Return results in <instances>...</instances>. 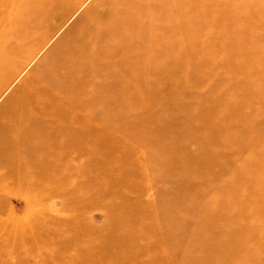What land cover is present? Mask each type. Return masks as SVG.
Listing matches in <instances>:
<instances>
[{"label":"rangeland","instance_id":"rangeland-1","mask_svg":"<svg viewBox=\"0 0 264 264\" xmlns=\"http://www.w3.org/2000/svg\"><path fill=\"white\" fill-rule=\"evenodd\" d=\"M18 101L44 164L35 205L0 183V264H264V0H0Z\"/></svg>","mask_w":264,"mask_h":264},{"label":"bare ground","instance_id":"bare-ground-1","mask_svg":"<svg viewBox=\"0 0 264 264\" xmlns=\"http://www.w3.org/2000/svg\"><path fill=\"white\" fill-rule=\"evenodd\" d=\"M119 9L122 10L123 7L119 6ZM108 15H109V12L99 14V16H102V17H106ZM120 15H121V12H120ZM115 16L116 15H114V17ZM114 23H117V22L114 20H110V21L102 23L100 26L101 28H104V29L113 28L112 26L114 25ZM100 26L96 29L92 27L89 30L87 29L86 31L91 34H98V32L101 31ZM91 50H92V47L86 46V45L83 46L82 52L81 54H79V57L84 56L85 54H89ZM97 55L99 54L95 53V57ZM76 56L78 55L76 54ZM46 86L48 88L51 87L50 89L56 87V85L52 81L50 83H47ZM48 92H49L48 89L46 90V88H43L42 90H39L37 94L29 93L31 102L34 104L37 103L38 107H41L39 104L42 101L41 99H43L44 97L50 98L51 96ZM53 98L55 97H52L50 99L52 100ZM17 103L22 104V107H18V110L16 112L20 115H23L22 117L23 119H21L20 121L14 124L6 123L0 120V144L7 143V145L10 147L9 149L13 148L15 153L17 154L20 153L21 157L18 156L19 158H15V157L9 158V157H6V154L8 153V151L0 150V169L8 168L7 171L3 175L0 176V183L2 180H7V179L14 180V178L16 177L15 181L10 184L11 192L13 191L17 192L20 197H23L30 204L35 205L39 201L38 200L39 191L34 192L32 191L31 188L37 186L38 184L35 183L36 181L27 182V180L22 179V175H23L22 168H24V164H26V161H36L38 162V164H44V161L41 160L43 156H39L40 154H39L38 149L32 148L29 145H28L27 150L22 149L23 151L20 152L19 148H22V147L18 146L19 144L14 142L13 135H15L16 133L24 134L26 138L29 139L31 142H33V140L42 139L43 136H46L44 134L45 122H42L40 119H34V118L30 119L29 117H27L26 116L27 110L26 108L23 107L25 104L22 103V101H18ZM12 107L14 106H11V108ZM55 107H56V104H55ZM55 107L52 106V109L55 110L56 109ZM11 108H9V111L6 113V116L7 115L9 116L10 114H12V111H14ZM88 132L89 131L86 130L85 132L80 133L82 141L89 142L90 134ZM50 135H53V138L56 139V129ZM24 157L26 158L25 160L23 159Z\"/></svg>","mask_w":264,"mask_h":264}]
</instances>
